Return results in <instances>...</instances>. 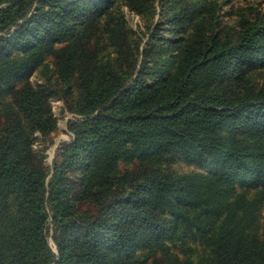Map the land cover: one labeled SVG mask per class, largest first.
Here are the masks:
<instances>
[{"label":"trees","instance_id":"1","mask_svg":"<svg viewBox=\"0 0 264 264\" xmlns=\"http://www.w3.org/2000/svg\"><path fill=\"white\" fill-rule=\"evenodd\" d=\"M111 1L0 0V264H264V238L250 231L264 202V94L240 86L264 66V21L237 42L185 39L189 11H173L137 56L114 23L101 64L88 31ZM128 1L147 13L155 0ZM54 51L56 77L27 84ZM77 78L84 94L71 105ZM52 97L86 118L48 171L33 146L36 132L53 143ZM173 153L209 173L147 169ZM188 242L206 259L173 251Z\"/></svg>","mask_w":264,"mask_h":264},{"label":"rangeland","instance_id":"2","mask_svg":"<svg viewBox=\"0 0 264 264\" xmlns=\"http://www.w3.org/2000/svg\"><path fill=\"white\" fill-rule=\"evenodd\" d=\"M186 9L189 11V15H185L188 19L181 25V29L185 33V39L197 32H203L206 36L217 35L222 39L229 38L237 42L246 24H259L264 21V0H155L150 5L147 13L134 10L128 0H114V3L111 1L107 4L101 16L96 18L92 29L88 31V33H92V36H90V56L101 64H105L112 58V52H115L116 48L110 46L107 28L109 26L112 27L114 23L123 26L125 32L123 36L124 46L127 48L129 45L130 53L134 54L136 52L137 56V47H140V52L143 51L158 22H163L173 11L183 10L185 12ZM164 28L172 29V26L171 24L164 25ZM82 32H84V29H82ZM164 32L165 30H161L160 34L163 35ZM173 35L179 36L177 31ZM164 36H169L170 38L171 33H164ZM63 46L64 44H57L56 50ZM56 55H58L57 51L47 55L37 71L26 83L37 87L40 84L48 82L49 76L55 78L59 66V59ZM141 60L142 54H140ZM154 71V65H150L148 70L149 75L153 76ZM248 78V81H245V79L241 81V88L245 92L249 90L263 95L264 66L252 69ZM75 84L76 89L73 91V99H70L71 105L73 101L76 103L82 100L84 94L82 88L78 85V78ZM13 85L19 89L23 85V82H14ZM50 108L55 120L54 130L50 135L53 143L47 144L42 136L39 135L40 133L36 132L33 146L36 163L48 171L53 167V161L58 148L65 143H70L74 139L73 124L86 118L84 115L71 110L70 108L72 107H69L64 100L55 97L50 99ZM127 168H131L132 173L143 171V166L121 164V172H124ZM147 169L155 170L156 172L167 171L175 174L194 171L209 173L207 166L185 163L180 153H173L168 156L167 162L154 167L149 166ZM257 192L258 190L248 189L241 185H238V188L235 190V194L244 193L249 198H253ZM250 231L254 235L264 238V202L259 211L257 222L250 228ZM50 242L56 251L53 240L50 239ZM186 244L190 245L189 250L185 249ZM186 244L172 245L173 251L184 258H190L194 261L205 260L208 256L209 252L204 246L193 244L192 242ZM139 254L141 257H144L142 253Z\"/></svg>","mask_w":264,"mask_h":264}]
</instances>
